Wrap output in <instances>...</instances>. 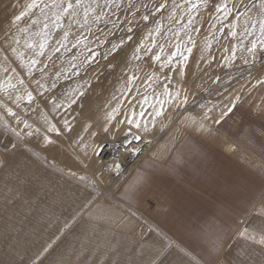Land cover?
Segmentation results:
<instances>
[{"label":"rangeland","instance_id":"1","mask_svg":"<svg viewBox=\"0 0 264 264\" xmlns=\"http://www.w3.org/2000/svg\"><path fill=\"white\" fill-rule=\"evenodd\" d=\"M31 2L0 0V154H25V199L35 174L113 198L184 135L241 155L219 125L264 106V0H36L15 20ZM248 154L264 181V157ZM59 187L42 192L64 199Z\"/></svg>","mask_w":264,"mask_h":264},{"label":"crops","instance_id":"2","mask_svg":"<svg viewBox=\"0 0 264 264\" xmlns=\"http://www.w3.org/2000/svg\"><path fill=\"white\" fill-rule=\"evenodd\" d=\"M254 109L252 119L235 109L219 125L240 142L238 158L216 140L184 135L166 155L141 157L102 200L89 191L72 198V188L35 174L28 201L25 154L14 152L23 158L15 166L14 155L0 154V264H264V181L248 163V152L264 157V106Z\"/></svg>","mask_w":264,"mask_h":264},{"label":"snow or ice","instance_id":"3","mask_svg":"<svg viewBox=\"0 0 264 264\" xmlns=\"http://www.w3.org/2000/svg\"><path fill=\"white\" fill-rule=\"evenodd\" d=\"M79 3H80V0H77V5H79ZM37 5H36V0H32V2L31 3H28L27 5H26V7H25V9H24V11H21L20 13H19V15H17V16H15V20H20L23 16H25L27 13H28V11H30L32 8H34V7H36ZM73 7V5L71 4V3H68L67 4V7H65L64 9H63V11L64 12H67L70 8H72ZM261 29H262V31H264V22H261ZM254 47H255V45H253ZM41 47H43V45H41ZM31 97H30V95H29V99H30ZM157 115H159V113H157ZM241 235H243V233H241ZM258 243H261V244H264V236H262L261 238H260V240L259 241H257Z\"/></svg>","mask_w":264,"mask_h":264},{"label":"water","instance_id":"4","mask_svg":"<svg viewBox=\"0 0 264 264\" xmlns=\"http://www.w3.org/2000/svg\"><path fill=\"white\" fill-rule=\"evenodd\" d=\"M115 168H118L119 170H124L125 166H124V164L121 163V165L116 164Z\"/></svg>","mask_w":264,"mask_h":264},{"label":"bare ground","instance_id":"5","mask_svg":"<svg viewBox=\"0 0 264 264\" xmlns=\"http://www.w3.org/2000/svg\"><path fill=\"white\" fill-rule=\"evenodd\" d=\"M24 167H25V166H24ZM26 168H27V167H26ZM23 173H24L25 175L27 174L25 169H24V172H23ZM97 179H98V178H97ZM99 180H100V179H99ZM101 181H102V180H101Z\"/></svg>","mask_w":264,"mask_h":264},{"label":"built area","instance_id":"6","mask_svg":"<svg viewBox=\"0 0 264 264\" xmlns=\"http://www.w3.org/2000/svg\"><path fill=\"white\" fill-rule=\"evenodd\" d=\"M116 164H117V162H115ZM105 168H103V170H104Z\"/></svg>","mask_w":264,"mask_h":264}]
</instances>
